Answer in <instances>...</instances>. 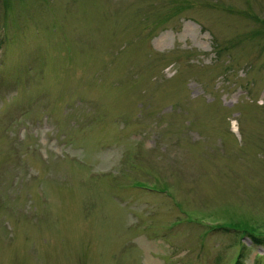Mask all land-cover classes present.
<instances>
[{
	"label": "rangeland",
	"instance_id": "rangeland-1",
	"mask_svg": "<svg viewBox=\"0 0 264 264\" xmlns=\"http://www.w3.org/2000/svg\"><path fill=\"white\" fill-rule=\"evenodd\" d=\"M264 0H0V264H264Z\"/></svg>",
	"mask_w": 264,
	"mask_h": 264
},
{
	"label": "trees",
	"instance_id": "trees-1",
	"mask_svg": "<svg viewBox=\"0 0 264 264\" xmlns=\"http://www.w3.org/2000/svg\"><path fill=\"white\" fill-rule=\"evenodd\" d=\"M250 244H254L255 246H264V241L261 238L249 236Z\"/></svg>",
	"mask_w": 264,
	"mask_h": 264
}]
</instances>
